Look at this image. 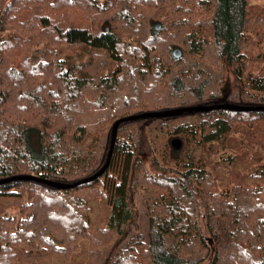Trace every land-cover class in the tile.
Instances as JSON below:
<instances>
[{
    "label": "trees",
    "instance_id": "16d2710c",
    "mask_svg": "<svg viewBox=\"0 0 264 264\" xmlns=\"http://www.w3.org/2000/svg\"><path fill=\"white\" fill-rule=\"evenodd\" d=\"M251 22L249 0H0V180L93 176L114 123L130 115L264 106V76L246 59ZM80 50L88 60L72 64ZM258 125L264 111L125 122L95 181L0 185V198L28 214L0 216V264H68L84 252L86 264H264V166L248 176L254 185L220 191L222 170L204 156ZM138 194L147 236L131 235Z\"/></svg>",
    "mask_w": 264,
    "mask_h": 264
},
{
    "label": "rangeland",
    "instance_id": "374dc122",
    "mask_svg": "<svg viewBox=\"0 0 264 264\" xmlns=\"http://www.w3.org/2000/svg\"><path fill=\"white\" fill-rule=\"evenodd\" d=\"M249 16L252 22L247 32L249 48L246 59L249 71H253L255 76H264V0H249ZM5 35L9 36L11 34L6 33ZM87 56L86 50H80L76 54L71 55L69 60H72V64L81 65L88 60ZM114 68L115 66L112 65L110 71H113ZM244 129V127H240L227 136L228 140L213 143L212 150L215 152L211 156L204 155L207 156L205 159H210L222 170L223 182H219L218 187L220 191H228L235 185L248 187L251 184L247 181L248 176L253 171L264 166V125ZM162 142L165 143V139ZM254 159L257 161L253 162L252 160ZM225 177L227 178L226 180H224ZM97 201L92 204L94 207L93 223L100 217V205ZM25 202H27V198L22 200V203ZM10 203L11 201H5L0 198V216L15 217L17 220L28 216L27 213L22 212L19 204L15 207H9ZM136 208L139 215L133 223L131 235L143 233L147 236L149 219L146 206H144L140 194L136 195ZM88 259V253L84 252L75 256L68 264H86ZM45 260L49 261V264H61L58 256L48 257Z\"/></svg>",
    "mask_w": 264,
    "mask_h": 264
},
{
    "label": "water",
    "instance_id": "95a60500",
    "mask_svg": "<svg viewBox=\"0 0 264 264\" xmlns=\"http://www.w3.org/2000/svg\"><path fill=\"white\" fill-rule=\"evenodd\" d=\"M155 29L159 30L161 29V24L156 23L155 24ZM174 55L175 57L179 58L182 55V51L180 49H175L174 50ZM214 110H230V111H236V112H253V111H264V106H244V105H236L232 103H222V104H213V105H196V106H189V107H179V108H174V109H167V110H162V111H150V112H145V113H140L136 115H130L127 117H123L121 119H118L113 127H112V135H111V144H110V150L108 153L107 161L105 165L102 167L100 171H98L95 175L90 176L88 178L82 179L76 183L73 184H67V183H60V182H55V181H50L47 179L42 178L41 176L37 175H19V176H14L6 179L0 180V185L8 184L13 181H32V182H38L50 187H53L58 190H66V189H73L76 186L90 183L95 181L96 179L100 178L101 176L104 175L106 170L109 167L110 159L113 154L114 146L116 143L117 135H118V129L121 124L125 122H130V121H138V120H143V119H162V118H171V117H179L183 116L186 113H208L212 112ZM180 143L178 141H175V148L178 150L180 148ZM208 244L211 249V257L210 260L213 258L215 255V245L213 243L212 239L208 240Z\"/></svg>",
    "mask_w": 264,
    "mask_h": 264
}]
</instances>
